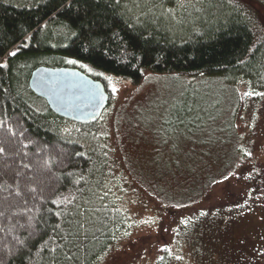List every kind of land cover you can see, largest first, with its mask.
<instances>
[{
	"label": "trees",
	"instance_id": "1",
	"mask_svg": "<svg viewBox=\"0 0 264 264\" xmlns=\"http://www.w3.org/2000/svg\"><path fill=\"white\" fill-rule=\"evenodd\" d=\"M67 3L0 0V64L6 65L0 67V264H181L191 254L204 257V219L213 224L208 233L236 246L232 222L212 229L223 211L253 206L264 211V144L251 142L264 104V0H204L192 27L185 13L182 21L170 22L172 9L188 0ZM58 25L68 35L58 44L46 41L47 30ZM12 51L16 56L8 55ZM45 57L83 61L133 85L146 73L242 83L252 122L238 135L244 132L247 143L222 156L225 166L212 159L211 166L195 167L189 202L173 206L166 198L176 201V192L167 186L149 192L132 181L115 142L108 144L104 113L81 124L56 115L47 103L40 108L24 93L17 64ZM101 81L110 106L114 94ZM95 134L101 136L94 140ZM214 165L219 173H210ZM230 166L235 174L224 178L220 193L192 202L204 183L212 191L217 175ZM142 231L150 238L145 245L138 238L146 235ZM165 247L170 251H162Z\"/></svg>",
	"mask_w": 264,
	"mask_h": 264
},
{
	"label": "rangeland",
	"instance_id": "2",
	"mask_svg": "<svg viewBox=\"0 0 264 264\" xmlns=\"http://www.w3.org/2000/svg\"><path fill=\"white\" fill-rule=\"evenodd\" d=\"M188 3L180 9H172L170 14L173 19L171 18L170 22L177 21V17L178 21H182L186 16L189 27L195 25L199 15H202L204 0H188ZM146 5L147 3L141 4L142 7ZM182 13L186 15L182 17ZM68 33L69 30L64 25H58L47 30L45 40L58 44ZM69 60H75L76 63H68ZM41 65L74 66L94 79H106L114 94L111 105L106 108L103 116L108 124L105 125L104 133L110 130L111 134L108 144L115 142L122 158L121 165L136 184L148 188L149 192L154 191L155 185L160 184L167 186L169 191L176 192V201L166 198L173 206L184 205L189 200L187 191L196 185L192 181L195 167L211 166L212 159H215L218 165L225 166L222 156L247 143L244 132L238 135L239 130L247 133L252 122V108L243 104L247 91L242 83L227 84L222 77L146 73L140 84L133 85L125 79L109 75L89 63L76 59L58 60L45 57L20 61L16 66L17 82L40 108L46 107V101L28 92V80L33 69ZM113 88L117 91L114 92ZM231 123L236 126L233 131ZM255 130L257 133L252 135L251 142L260 147L264 144V104L259 110ZM97 136L101 134L91 137L97 140ZM257 147L253 149L256 150ZM205 168L200 169L202 175ZM228 169L225 173L217 175L219 183L212 191L210 185L204 183V188L198 191L201 195L197 193L192 196V202H199L203 194L211 195V192L215 191L216 194L220 193L226 181L224 178L235 174L234 166ZM209 171L214 174L221 170L219 166L214 165ZM222 213L224 214L216 216L215 228L212 230L218 227L222 229L232 222L234 228L230 230L238 249L223 241L224 237L220 234L208 233L213 224H208L207 219H204V257L201 258L200 254L192 257L191 254L185 256L181 264H259L264 261V211L258 206H253ZM145 232L142 231L146 235L138 236L145 238L143 245L150 239ZM136 249H139V246ZM247 253H250V256L246 255Z\"/></svg>",
	"mask_w": 264,
	"mask_h": 264
},
{
	"label": "water",
	"instance_id": "3",
	"mask_svg": "<svg viewBox=\"0 0 264 264\" xmlns=\"http://www.w3.org/2000/svg\"><path fill=\"white\" fill-rule=\"evenodd\" d=\"M28 86L56 115L81 124L99 119L110 102L104 82L76 67L38 66L31 72Z\"/></svg>",
	"mask_w": 264,
	"mask_h": 264
},
{
	"label": "snow or ice",
	"instance_id": "4",
	"mask_svg": "<svg viewBox=\"0 0 264 264\" xmlns=\"http://www.w3.org/2000/svg\"><path fill=\"white\" fill-rule=\"evenodd\" d=\"M71 4H72V0H68V3L65 5V7H71ZM16 54H17V53H16L15 51H12V52H9V53H8L9 56H16ZM68 63L75 64L76 61H75V60H69ZM5 66H6V65H4V64H0V67H5ZM109 79H110V78H109ZM113 91L115 92V91H117V90H116L115 88H113ZM0 151H3V150L0 149ZM245 155H246V156H251L252 153H251V152H247V153H245ZM78 182H79V181H77V183H78ZM31 191H35V189H31ZM52 203L55 204L56 201L53 200ZM201 215H207V213L202 212ZM181 222L184 223L185 221H181ZM144 223H145V224H149V223H152V222L146 220V221H144ZM57 227H59V225H57ZM81 227H83V225H81ZM29 235H30V236H34V235H36V233L33 232V233H30ZM129 235H130V233H129ZM52 251H55V249H52ZM162 251L168 252V251H170V249H168L167 247H165V248L162 249ZM100 259H103V257H100ZM161 259H163V257H161ZM177 259H180V257H177Z\"/></svg>",
	"mask_w": 264,
	"mask_h": 264
},
{
	"label": "bare ground",
	"instance_id": "5",
	"mask_svg": "<svg viewBox=\"0 0 264 264\" xmlns=\"http://www.w3.org/2000/svg\"><path fill=\"white\" fill-rule=\"evenodd\" d=\"M97 80V79H96Z\"/></svg>",
	"mask_w": 264,
	"mask_h": 264
}]
</instances>
